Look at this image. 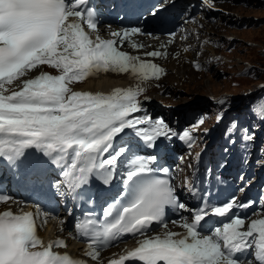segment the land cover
Returning <instances> with one entry per match:
<instances>
[{"label":"snow or ice","instance_id":"obj_1","mask_svg":"<svg viewBox=\"0 0 264 264\" xmlns=\"http://www.w3.org/2000/svg\"><path fill=\"white\" fill-rule=\"evenodd\" d=\"M165 2L161 0L149 15ZM84 24L97 32L98 16L89 0H0V166H7L18 181L46 184L57 192L63 186L73 193L93 178L111 185L121 169L117 198L99 218L85 214L91 218L74 225L79 236L87 238V255L94 261H100L103 248L129 235L138 246L109 264H264V219L252 220L246 231L241 229L247 218L235 214L214 226L206 219L225 217L234 207H251L252 202L237 204L232 197L222 205L202 202L190 210L179 201L169 170L157 166V155L143 154L145 146L154 148L158 138L171 139L174 133L162 118L136 115L144 111L139 98L145 89L140 85L165 74L157 64L120 50L141 29L115 31L112 36L118 39L103 40L99 34L93 39ZM163 55L146 53L153 58ZM38 65L59 74L21 79ZM108 72L131 73L138 86L110 94L71 87ZM16 81L19 84L10 87ZM128 135L131 139L114 147L118 136L123 140ZM186 138L191 140L188 131L179 136ZM161 172L168 178H160ZM9 201L20 203L0 194V203ZM34 207L35 215L22 210L0 213V264H84L53 250L67 247L63 239L44 244L36 227L41 209ZM169 207L191 211L192 222L183 217V223L167 221ZM169 222L185 231H169Z\"/></svg>","mask_w":264,"mask_h":264},{"label":"bare ground","instance_id":"obj_2","mask_svg":"<svg viewBox=\"0 0 264 264\" xmlns=\"http://www.w3.org/2000/svg\"><path fill=\"white\" fill-rule=\"evenodd\" d=\"M69 20L71 21L72 18L70 17ZM252 28L254 27H250L249 29L245 31L247 38H248L247 31L251 30ZM211 30L212 28H206L205 36L210 35ZM115 31H123V29H115L113 32ZM86 32H88L90 36H92L93 39H95V36L97 34H99V36L103 40L118 39L112 36L113 32L111 34L105 35L103 30L101 29H97V32L95 33L89 29ZM132 44L139 45L141 47L133 48ZM176 47H177V44L171 41L167 37H162V38H158L157 40H154L152 35H148V34L132 35L130 40L124 41L123 46L120 47L121 51L127 52L128 54L132 56H138L142 60H145L146 62L155 63L159 67L164 69L165 74H163L160 79L153 78L151 81L147 80L148 82L145 81L142 85H140L145 89V91L142 97H140L139 99L144 109L149 108V109L155 110L156 113H159V114L163 113L167 121H169V114H164L163 109L157 106L158 100L161 101L162 99L160 98H163L158 95L159 91L165 89V93H167L168 95L164 97L166 99H172L175 95L178 94V92L180 91L179 89L182 90V88L186 84L191 85V82L194 81L196 77L194 73L195 71L191 69L190 70L185 69L184 60L186 57H191V54L183 52L179 48L176 49ZM153 51H159V52L164 53L165 55L161 57H157V58L146 56V53L153 52ZM211 51L214 53L221 52V50H211ZM172 66L175 68L171 70ZM168 67H170V69ZM173 71H175L174 75L176 77L171 79V76L173 75ZM179 71L181 72L180 74H179ZM44 72H47L52 75L59 74L57 70L50 68L48 65H38L35 69H32L28 73V75H26L25 77H22L21 79H29V78L34 79ZM183 73L184 75L182 76ZM211 74L212 73L210 72L209 74L206 73V74H201V75L198 74V75L201 78L202 75H211ZM169 79H171L172 80L171 82L173 83L168 84L167 80ZM174 83H176V85H174ZM18 84H19V81H16L10 87H16ZM155 84L157 85V87L155 86ZM137 86H138V80L131 73L119 74V73H114V72L100 73L94 77H88L82 82H76L71 85L74 91L90 92L93 94L95 93L110 94L112 91H114L117 88L127 89L130 87L135 88ZM186 87H189V85ZM211 97L215 98V96L213 95H211ZM226 97H227L226 95H220L218 98L223 100V99H226ZM206 100L207 99H205L204 101L206 102ZM189 112L190 111L187 112L185 110L181 111V113H189ZM142 113H138L136 115H140ZM125 138H129V135L124 136V139ZM124 139L123 140L116 139V142L114 143V147H119L121 145L119 141H124ZM125 142L126 141H124V143ZM11 207H13V203H9L6 205H0V213L2 211H5L7 208H11ZM62 228H64V225H60V224L53 225L51 227L48 226L46 233H42V235L47 239L48 242H51L52 240L57 239L58 237L66 238L69 246L67 248H59V249L54 250L58 252L59 254H68V255L75 256V257H79V258L87 260L90 264H109V261L111 259H118L120 255L125 253V250H129L125 248L124 250H122V248H120V249H117L116 251L105 252L101 254L100 261L97 262V261L92 260L90 257H88L87 255L88 248L81 244L76 243L73 240V237L71 236L69 232L67 231L58 232ZM168 230L173 231V232H179V233H183L185 231V229H183L182 227L177 228L173 226H168ZM116 252H119L120 254L117 256Z\"/></svg>","mask_w":264,"mask_h":264},{"label":"rangeland","instance_id":"obj_3","mask_svg":"<svg viewBox=\"0 0 264 264\" xmlns=\"http://www.w3.org/2000/svg\"><path fill=\"white\" fill-rule=\"evenodd\" d=\"M223 7L230 12L238 11L246 17L251 18L258 29L254 27L248 30V38L241 33L234 34L240 40L238 41V49L228 57V62L225 65L217 67L214 70L211 69V75H202L200 78L199 75L203 73L194 72L196 77L191 82V85L188 84L189 87H186L188 86L187 84L184 85L182 90L179 89L178 94L172 99L160 98L162 99L160 101L162 105L172 104L171 106L174 105L178 111H190L187 113L188 117H191L196 112L198 121L203 120V123L199 124V126L206 123V126H209L208 123H211L209 119L212 117L216 104L209 99L211 95L215 96V98H218L220 95H226V102H230L231 106L236 107L235 113L239 116L247 111L255 102H259L264 96V1L225 0ZM152 37L157 40L159 36ZM246 42L250 45L248 46ZM184 61L185 69L190 70L189 62L186 59ZM249 67L251 69L247 73L243 72L244 69H248ZM173 68L175 67L172 66L171 70ZM174 74L175 71H173L171 79L176 77ZM171 79L167 80L168 84L173 83ZM155 86L157 87L156 84ZM166 94L165 89L158 93L161 97H164ZM205 99H207L206 102L204 101ZM164 114H168L167 111H164ZM190 123L191 120L185 125Z\"/></svg>","mask_w":264,"mask_h":264},{"label":"clouds","instance_id":"obj_4","mask_svg":"<svg viewBox=\"0 0 264 264\" xmlns=\"http://www.w3.org/2000/svg\"><path fill=\"white\" fill-rule=\"evenodd\" d=\"M259 1L263 2L264 0H259ZM219 2L220 3L216 6V11H217L216 12V16H217L216 20L219 23L230 21L231 23L234 22V24L237 26L238 24H240L242 22H247V20H250L252 22L251 18L246 17L245 15H243L242 13H240L238 11L230 12V11L224 9L223 4H224L225 0H219ZM252 25H253L252 27H256V29H258L257 25L254 22H252ZM238 33H241L242 35L246 34V33L244 34L243 32H241V30L237 29V28H234V30H231L228 33L230 36H233V38L235 37V39L232 40V43L236 42L237 45H238V41H240V40L238 38H236V36H234V34H238ZM258 33H259V30H258Z\"/></svg>","mask_w":264,"mask_h":264}]
</instances>
